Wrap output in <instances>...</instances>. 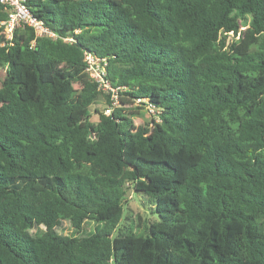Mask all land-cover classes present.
<instances>
[{
  "label": "trees",
  "instance_id": "16d2710c",
  "mask_svg": "<svg viewBox=\"0 0 264 264\" xmlns=\"http://www.w3.org/2000/svg\"><path fill=\"white\" fill-rule=\"evenodd\" d=\"M25 4L56 38L0 35V264H264V0Z\"/></svg>",
  "mask_w": 264,
  "mask_h": 264
},
{
  "label": "built area",
  "instance_id": "2783aa9c",
  "mask_svg": "<svg viewBox=\"0 0 264 264\" xmlns=\"http://www.w3.org/2000/svg\"><path fill=\"white\" fill-rule=\"evenodd\" d=\"M0 14L4 15L0 21V35L5 41L11 42L17 29L28 28L33 30L36 37L56 38V35L49 31L40 21L31 14L25 4V0H0ZM249 20L242 25L237 34L233 32L225 33L226 43L238 41L242 33L248 28ZM66 41V40H64ZM86 64V73L90 79L97 84V90L110 96L112 106H117V91L110 88L105 81V67L107 65L104 59H97L89 53L84 54ZM111 107L104 110L105 115H109Z\"/></svg>",
  "mask_w": 264,
  "mask_h": 264
},
{
  "label": "rangeland",
  "instance_id": "374dc122",
  "mask_svg": "<svg viewBox=\"0 0 264 264\" xmlns=\"http://www.w3.org/2000/svg\"><path fill=\"white\" fill-rule=\"evenodd\" d=\"M4 76H5V70L0 68V86L4 79ZM105 106L106 104H105L104 98H100L97 104L90 108L91 121L93 123H96L98 120V115L95 113V110L102 112ZM130 107H133V105ZM151 115H152V111L146 112L145 109L139 110L138 115L134 117V126L138 127V126L145 124L146 122L149 121V119L151 118ZM127 201L128 203L126 205V208H127L126 217H128V220L122 221V225L124 224L127 225L131 221H133L136 224L137 223L142 224V221L157 222L159 220V217L157 214L154 213L153 215H150L152 206L149 205V202L145 197L138 196L134 194L131 190H128L127 191ZM138 218H140V220H138ZM95 226H97V223L92 222V221H86L83 226V230L81 231L79 236L88 235L89 233L93 231ZM61 229H65V231H63L64 235L71 234V230L67 222H59L57 224L56 230L58 233L60 232ZM30 233L34 234V230H31Z\"/></svg>",
  "mask_w": 264,
  "mask_h": 264
}]
</instances>
